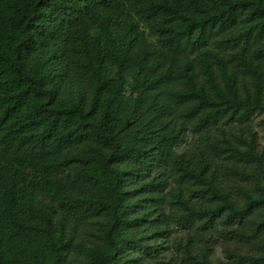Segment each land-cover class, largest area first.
<instances>
[{
  "label": "trees",
  "instance_id": "trees-1",
  "mask_svg": "<svg viewBox=\"0 0 264 264\" xmlns=\"http://www.w3.org/2000/svg\"><path fill=\"white\" fill-rule=\"evenodd\" d=\"M262 112L264 0H0V264L263 260Z\"/></svg>",
  "mask_w": 264,
  "mask_h": 264
},
{
  "label": "rangeland",
  "instance_id": "rangeland-1",
  "mask_svg": "<svg viewBox=\"0 0 264 264\" xmlns=\"http://www.w3.org/2000/svg\"><path fill=\"white\" fill-rule=\"evenodd\" d=\"M244 125H248L251 127V130L255 133L256 143L258 144L259 149L264 150V112L252 116L249 121L243 124V126ZM244 135L247 136L245 130H244ZM174 235L178 238H182L184 234L181 231H176L174 232ZM211 257L214 259L216 258L224 259L223 255L218 249L211 253ZM246 264H264V259L253 263L249 262Z\"/></svg>",
  "mask_w": 264,
  "mask_h": 264
}]
</instances>
